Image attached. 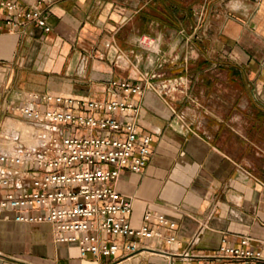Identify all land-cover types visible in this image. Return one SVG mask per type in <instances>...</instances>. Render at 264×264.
Segmentation results:
<instances>
[{"label":"crops","instance_id":"1","mask_svg":"<svg viewBox=\"0 0 264 264\" xmlns=\"http://www.w3.org/2000/svg\"><path fill=\"white\" fill-rule=\"evenodd\" d=\"M7 1L37 2L0 0V131L20 129L17 107L31 94L109 102L112 80L146 85L121 120L152 135L151 161L115 186L134 228L162 213L178 243L151 241L132 264H184L183 252L213 253L224 237L264 241V0H53L49 33L4 23ZM144 35L158 53L139 47ZM0 264L112 263L81 259L48 224L0 219Z\"/></svg>","mask_w":264,"mask_h":264},{"label":"built area","instance_id":"2","mask_svg":"<svg viewBox=\"0 0 264 264\" xmlns=\"http://www.w3.org/2000/svg\"><path fill=\"white\" fill-rule=\"evenodd\" d=\"M52 1L37 0L30 9L2 2L14 14L3 22L13 27L34 23L49 33L44 6ZM138 45L150 53L160 50L152 36H141ZM143 82L112 80L116 97L109 102L46 93L31 94L19 105L26 133L0 131V219L48 224L57 244L77 248L81 259L91 256L112 264H132L130 259L149 250L151 241L177 244V224L162 213L147 211L143 225L134 228L132 201L115 186L123 170L141 174L153 154L152 135L121 120L138 112L130 98L145 90ZM252 241L245 236L236 246L224 237L213 253L187 250L180 257L184 264H264V241L258 247Z\"/></svg>","mask_w":264,"mask_h":264},{"label":"rangeland","instance_id":"3","mask_svg":"<svg viewBox=\"0 0 264 264\" xmlns=\"http://www.w3.org/2000/svg\"><path fill=\"white\" fill-rule=\"evenodd\" d=\"M18 128L22 129L24 132H26L28 130L23 125H19Z\"/></svg>","mask_w":264,"mask_h":264},{"label":"bare ground","instance_id":"4","mask_svg":"<svg viewBox=\"0 0 264 264\" xmlns=\"http://www.w3.org/2000/svg\"><path fill=\"white\" fill-rule=\"evenodd\" d=\"M155 49L158 51L159 50V46L155 45ZM26 133V132H25Z\"/></svg>","mask_w":264,"mask_h":264}]
</instances>
